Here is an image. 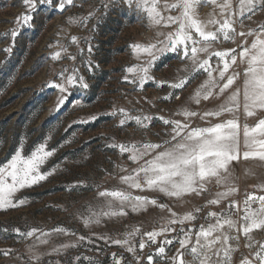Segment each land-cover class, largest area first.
<instances>
[{
	"label": "rangeland",
	"instance_id": "1",
	"mask_svg": "<svg viewBox=\"0 0 264 264\" xmlns=\"http://www.w3.org/2000/svg\"><path fill=\"white\" fill-rule=\"evenodd\" d=\"M58 2L53 0L51 6H39L33 14L31 27H28L22 26V22L16 23V18L26 11L22 0H0V164L6 163L18 149L27 156L41 144L53 153L40 169L41 172H51V175L15 193L14 200H25L22 206L0 211V264H37L32 258L34 254L41 257L39 264H90V261L91 264H114L113 253L124 258L121 264H137L133 254L125 248L100 238L124 239V234L134 228H139L141 233L133 241L137 248L135 255L143 257L140 264H148V254L154 255L153 264H165L163 258L155 256V250L164 237H158L155 245L146 244L143 251L138 244L141 238L147 241L142 233L158 229L161 217H170L171 213L149 205L145 210L132 212L128 209L126 216L103 218L100 224L86 227L83 219L89 208H97L103 203L97 197V191H131L133 195L155 198L158 204H167L172 211L182 215L202 207L221 189L215 190L216 186L209 184L208 192L200 196H185L183 200L186 202H182L157 191L141 192L122 184L120 177L128 175L139 165L128 159V153L121 155L118 149L108 145L158 143L167 139V126L158 119H154L148 130L140 129L134 120L120 126L119 121L124 115L119 109L133 117L152 115L183 119L175 115L180 109L187 107L200 113L216 109L238 88L241 107L237 115L242 137L244 124L253 127L264 119V110L257 109L253 117H246L243 110L246 64L240 63L238 57L230 69V72L240 73L232 87L222 96L202 100L197 105L190 98L207 79L203 71L196 73L183 89L173 92L167 84L157 87L160 81L176 82L192 71L190 61L180 59L178 53L165 52L159 54L149 70L153 80L141 89L124 79L125 76L128 80L134 78V73L126 69L146 66L150 58L146 54H135L130 45L164 40V36H157V33L166 34L176 25L150 27L146 19L131 11L121 0H112L108 9L104 8L108 0H73V4L66 5L63 11L55 6ZM236 3L237 0H233L234 7ZM212 11V6L202 5L198 8L200 19H209ZM170 14L177 13L172 11ZM70 19L77 22L70 23ZM245 23L256 28L264 23V13L258 11L252 21ZM12 30L18 32L14 41L10 35ZM73 37L77 38L76 42H73ZM252 39L248 38V44ZM9 47L11 52L4 50ZM213 47L214 50H225L236 47V44L222 42ZM56 52H60V58L53 60L52 55ZM202 58L206 57L202 54ZM215 62L213 57L210 63L215 66ZM69 75H75L76 83L74 86L66 85L68 92L64 95L67 98L56 110L61 93L49 85L62 83ZM80 77L88 85L86 89L80 87ZM170 92H173L172 98L164 100L163 97ZM177 94L179 99H175ZM113 111L115 116L111 115ZM230 118L233 117L228 113L218 118L209 117L207 121L197 117L193 118L192 126L206 127ZM121 168L126 171H121ZM234 174L239 178L236 183L238 192L230 200L244 191L264 194V191L253 187L264 184V166L259 161L241 159L234 162ZM241 177L243 183L239 182ZM226 204L224 201L219 206L204 207L198 219L191 224L186 223L185 227L194 225L195 230L205 223L208 211L219 212ZM58 227L66 229L67 234L52 231ZM33 228L39 230L33 237L26 238L15 232V229L27 232ZM41 233L50 235L44 237ZM176 235L170 233L167 238ZM255 235L257 239H264V233ZM38 236L48 242L41 244L36 239ZM81 236L85 237L82 241ZM62 245L74 246L64 249ZM53 248L61 251L54 252ZM177 248L179 244L175 242L166 246V256L173 255ZM4 250H11L10 254L3 255Z\"/></svg>",
	"mask_w": 264,
	"mask_h": 264
},
{
	"label": "snow or ice",
	"instance_id": "2",
	"mask_svg": "<svg viewBox=\"0 0 264 264\" xmlns=\"http://www.w3.org/2000/svg\"><path fill=\"white\" fill-rule=\"evenodd\" d=\"M22 2L26 11L16 18V23L22 22V26L28 27H31L33 14L38 11L39 6L53 5V0ZM111 2L112 0H108L104 3V8L108 9ZM121 2L138 16L146 19L150 27L176 25L173 31L166 34L157 33V36H164V40L146 45L140 43L130 45L135 54H146L150 59L146 66L127 68V72L134 73V78L128 80L125 76L126 81L143 89L148 81L153 80L149 70L159 58V54L178 53L180 59L190 61L192 71L176 82L160 81L157 87L167 84L173 92L183 89L196 73L203 71L207 74V79L190 98L199 105L202 100L209 101L210 98L222 96L232 87L240 73L235 70L230 72V69L237 63L239 57L240 63L246 64L243 87L244 113L246 117H253L257 109L264 110V23L258 24L256 28L248 27L245 23L252 21L258 11L264 13V0H237L235 7L233 0H173V2L121 0ZM72 4L73 0H59L55 6L63 11L66 5ZM202 5L212 6L213 11L209 13L210 18L207 20L200 19L198 8ZM172 11L177 14L171 15ZM69 22L77 21L70 19ZM10 35L14 41L18 32L12 30ZM249 37L253 38L250 44ZM76 39L73 37V42H76ZM222 42H233L236 47L214 50V44ZM237 49L240 51L237 52ZM4 50L11 52L10 47ZM202 54L206 58H202ZM60 55V52H56L52 59L57 60ZM213 57L216 58L215 66L210 63ZM60 75L63 76V73ZM79 81L81 88L88 87L82 77ZM75 83V75H69L64 82L49 85L61 93L56 102V110L65 103L67 97L64 94L68 92L66 85L74 86ZM173 92L163 99L170 100ZM239 97L240 89L237 88L216 109L203 113L184 107L175 113L183 119L152 115L133 117L124 109H119L124 115L119 121L120 126L134 120L140 129L148 130L154 119L167 126V139L158 143L108 145L118 149L121 155L128 153V159L139 165L128 175L120 177L122 184L141 192L157 191L182 202H186L183 200L185 196H200L208 192L209 184H214L221 190L216 191L213 198L206 201L202 207H196L182 215L172 211L167 204H158L155 198L145 195H133L131 191L122 189L98 190L97 197L103 203L97 208H89L88 215L83 219L84 225L88 227L100 224L103 218L126 216L128 209L139 212L149 205L157 206L162 211L167 210L171 216L161 217L162 223L158 229L142 233V237H147V241L140 239L138 247L141 251L146 244L155 245L158 237H164L155 250V256L163 258L165 264H264V239H257L255 235L264 233V194H246L242 205L236 200L229 199L238 192L236 182L239 178L234 174V162L238 163L241 159L256 160L264 166V119H260L253 127L244 124L241 137V125L237 115L241 107ZM225 113L231 114L233 118L206 127L192 126L193 118L198 117L202 121H207L209 117L218 118ZM111 115L115 116L116 112L113 111ZM52 154V151L46 150V146L41 144L27 156L22 155V150L18 149L6 163L0 164V211L22 206L25 200L23 198L14 200L15 193L36 185L51 175V172H41L40 169ZM120 170L126 171L124 168ZM253 187L264 191V184ZM224 201H227L226 206L219 212L208 211L204 217L205 223L200 224L198 228L194 230V225L185 227L186 223L191 224L198 219V214L204 207L219 206ZM176 225L180 227L177 228ZM37 231L39 230L35 228L27 232L15 229L18 235L26 238L33 237ZM52 231L67 234L66 229L59 227ZM170 233L177 235L169 239L167 234ZM140 234V229L134 228L124 234V239H112L108 236L100 238L106 243L125 248L128 253L133 254L137 264H140L143 257L135 255L137 248L133 243L135 237ZM41 235L47 237L50 233ZM36 239L41 244L48 242L39 236ZM84 239L85 237H80L81 241ZM174 242L179 244V248L173 255L166 256V246H172ZM72 246L74 245L61 247L66 249ZM10 251L4 250L3 255L8 256ZM53 251L59 253L61 249L53 248ZM112 255L114 264H121L124 258L117 257L115 253ZM32 258L39 264L41 259L39 255L34 254ZM146 258L148 264H153V254H148ZM76 259L79 260L80 257Z\"/></svg>",
	"mask_w": 264,
	"mask_h": 264
},
{
	"label": "built area",
	"instance_id": "3",
	"mask_svg": "<svg viewBox=\"0 0 264 264\" xmlns=\"http://www.w3.org/2000/svg\"><path fill=\"white\" fill-rule=\"evenodd\" d=\"M179 97H180L179 94L175 95V99H179ZM217 189L218 188L216 187L215 190H217ZM250 193H252V192H249V191L239 192V195L234 200H236L237 202H239L242 205V200H244L246 194H250Z\"/></svg>",
	"mask_w": 264,
	"mask_h": 264
},
{
	"label": "crops",
	"instance_id": "4",
	"mask_svg": "<svg viewBox=\"0 0 264 264\" xmlns=\"http://www.w3.org/2000/svg\"><path fill=\"white\" fill-rule=\"evenodd\" d=\"M243 180H244V179L241 177V179H240L239 182H240V183H243ZM237 182H238V181H237ZM237 182H236V183H237Z\"/></svg>",
	"mask_w": 264,
	"mask_h": 264
}]
</instances>
